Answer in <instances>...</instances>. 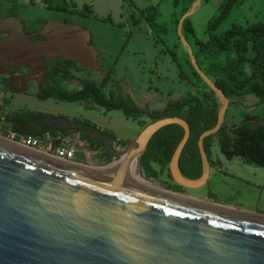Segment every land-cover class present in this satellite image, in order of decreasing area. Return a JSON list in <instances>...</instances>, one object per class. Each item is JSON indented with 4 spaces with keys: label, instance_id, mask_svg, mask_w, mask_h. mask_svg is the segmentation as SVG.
<instances>
[{
    "label": "water",
    "instance_id": "water-1",
    "mask_svg": "<svg viewBox=\"0 0 264 264\" xmlns=\"http://www.w3.org/2000/svg\"><path fill=\"white\" fill-rule=\"evenodd\" d=\"M196 1L180 20L178 34L193 68L222 102L216 127L199 139L203 175L193 180L181 172L191 129L178 117L149 124L122 151L114 150L113 135L103 134L109 139L106 159L119 160L97 167L108 168L101 172L0 139V264H264L263 216L132 180L137 171L131 169L132 160L137 158L140 168L139 158L156 134L178 125L184 136L169 165L174 183L197 190L209 182L211 163L204 141L219 133L231 100L202 71L183 34L185 21L200 4ZM39 35L43 39L33 41L19 20L0 18V54L39 71L43 63L63 60L105 75L84 27L49 21ZM42 122L52 129L76 124L54 116Z\"/></svg>",
    "mask_w": 264,
    "mask_h": 264
},
{
    "label": "rangeland",
    "instance_id": "rangeland-1",
    "mask_svg": "<svg viewBox=\"0 0 264 264\" xmlns=\"http://www.w3.org/2000/svg\"><path fill=\"white\" fill-rule=\"evenodd\" d=\"M47 3L50 0H46ZM75 2L86 18L56 16L41 6L43 0H0V18L14 17L20 21L28 36L39 33L45 21L57 20L80 25L91 34L90 45L98 52V63L105 75L84 70L67 69V76L58 79L56 76L45 78L44 83L61 84L70 90L81 88L85 80L102 81L108 76L115 81H122L123 92L131 96L140 107L149 106L151 109L162 110L171 99L186 97L190 86L182 79L189 76L204 90L210 87L197 79L191 68V58L188 49L181 42L178 34L179 22L188 13L196 0H71ZM226 0H200L199 6L183 26V34L187 39L193 54L198 53L202 61L204 73L214 80L215 65H224L228 58L236 56L235 46L229 51L210 57L211 52L218 50L213 39L230 30L233 26L247 27L250 24L264 22V0H244L235 6L226 16L223 23H217L221 14V5ZM62 7L67 0H52ZM69 5V4H68ZM70 6V5H69ZM93 10L90 14L84 7ZM155 7L157 14L153 20L148 19L146 8ZM53 8L57 9L56 5ZM60 9V7H59ZM185 13V14H186ZM214 27L207 32L209 23ZM45 23V24H44ZM190 24L196 34L185 28ZM204 44L206 48H201ZM253 49L246 53V61L242 67V79L252 75ZM60 67V62L59 65ZM35 70V69H34ZM50 71V68L48 69ZM39 71V70H37ZM42 71V70H41ZM54 75V74H53ZM110 85V86H109ZM106 91L109 93L112 85ZM33 94L36 87L32 86ZM5 96L0 93V135L7 138L6 121L4 116L15 111L31 110L49 113L67 118L81 117L95 124L98 129L117 138L118 151L125 149L127 142L139 136L151 121L142 117L136 121L128 119L120 111L106 112L91 101L83 104H69L55 100H40L29 95ZM9 99L10 103H4ZM233 100L243 101L246 108L231 104L225 116V122L230 129L243 124L252 126L264 125V106L257 108L260 98L257 95H247ZM84 133V132H82ZM86 140V139H85ZM116 150V149H115ZM140 159V158H139ZM97 167L108 164L102 157L94 159ZM119 158H113L117 162ZM211 174L209 182L201 189H178L184 196L194 200H206L235 210L264 217V168L245 163L241 158L228 160L221 153L217 140L211 149ZM111 162V163H112ZM110 164V163H109ZM158 172L160 166L153 165ZM93 167V166H90ZM139 173L153 185L164 189L166 183L177 186L168 176V171L160 173L158 178H147L141 169Z\"/></svg>",
    "mask_w": 264,
    "mask_h": 264
},
{
    "label": "trees",
    "instance_id": "trees-1",
    "mask_svg": "<svg viewBox=\"0 0 264 264\" xmlns=\"http://www.w3.org/2000/svg\"><path fill=\"white\" fill-rule=\"evenodd\" d=\"M240 1L243 2L244 0H226L221 5V14L217 18V23H223L226 16H228ZM85 9L90 14L94 13L89 6H85ZM146 11L148 12V19L153 20L157 14V9L155 7H148ZM213 25H215L214 22L209 23L207 32L214 27ZM185 28L196 37L190 24H186ZM262 37H264V22L250 24L245 28L235 25L230 30L219 35L216 39H213L214 44L218 46V50L211 52L209 54L210 57L216 54H222L224 51H229L232 45L235 46L236 56L228 58L224 65H215V78L214 80L211 79L231 100V104L246 108L244 103L233 100V98L238 99L253 94L260 98L256 107L260 108L264 106V67L258 62L260 51L256 46V43ZM198 43L201 44L199 41ZM201 45H203L201 48L204 51L206 45ZM250 49H253L255 52V56L252 58V75L248 79H242V67L247 58L246 53ZM195 57L198 65L202 69V61L198 53L195 54ZM60 63L63 65L60 69L51 66L49 63L46 64L49 68L50 66L53 67V69H50L52 73H61V76H56L58 79H64L67 76V69L84 70L91 73L75 62L60 60ZM191 68L194 76L200 81H203L193 68L192 63ZM202 71L204 72L203 69ZM107 75L99 82L85 80L82 82L81 88L77 90L67 89L61 84H49L44 87L42 93H37L36 97L40 100L52 99L69 104H83L91 101L98 107L103 108L106 112L120 111L126 118L134 121L142 117H146L151 123L171 117H178L185 120L190 126L191 135L180 159V169L188 179H199L203 175V163L198 145L199 139L203 133L216 127L222 104L220 98L211 89H202L189 76L181 73L182 79L190 86V92L186 97L169 100L162 110L151 109L149 106L142 108L131 96L123 92L122 81L113 82L110 78V73ZM109 84L112 85V89L108 93L106 89ZM4 103L9 104L10 100L5 99ZM5 117L7 130L11 129L14 132L27 136L39 137L46 132L61 130H52L44 127L42 120L47 115L36 111H15L7 114ZM74 119L81 120L82 118L74 117ZM30 121L38 122L40 126H43V129L40 131H31L23 127ZM84 122L90 125L92 124L89 120H84ZM183 136L184 130L178 125L167 126L156 134L148 150L139 159L141 169L147 178H158L160 173L167 170L169 178L173 180L169 171V165ZM83 138L87 139L88 137L83 135ZM216 140L221 153L226 159L231 161L235 158H241L247 164L264 168V125L252 126L243 124L235 129H230L225 122L219 133L207 137L204 141V148L212 167L214 163L211 161V149ZM112 160L113 158H107L106 163L109 164ZM154 164L160 166V172L156 170L153 166ZM165 186L164 189L178 193L180 191L178 189H182L170 183H166Z\"/></svg>",
    "mask_w": 264,
    "mask_h": 264
},
{
    "label": "flooded vegetation",
    "instance_id": "flooded-vegetation-1",
    "mask_svg": "<svg viewBox=\"0 0 264 264\" xmlns=\"http://www.w3.org/2000/svg\"><path fill=\"white\" fill-rule=\"evenodd\" d=\"M49 1V0H48ZM44 4H41V6H46L52 13L56 16L55 18H59L62 16V18L66 17H73L75 19L85 17L84 14H82L81 10L78 8V6L75 2L71 0H67V2L61 7L59 3L55 4L50 0V2L47 3L46 0H43ZM70 6H69V5ZM53 5H56L57 9L53 8ZM60 7V9H59ZM85 8V7H84ZM52 21H57V20H52ZM49 22V21H48ZM60 22H67L65 21H60ZM45 23H47L45 21ZM44 23V24H45ZM24 29V27H23ZM26 33V32H25ZM40 33V32H39ZM37 33L36 35H31V39L33 41H40L43 38ZM6 55L0 54V93L2 95H6L7 93H11L12 95H19V94H26L29 95L28 98H33V96H36L37 93H42L44 87L49 85V83H44L45 78L49 76H55L54 73L49 71V66L47 67L46 64H50L53 67L57 68H62V64L60 63V67L58 66V62H46L42 64L43 70L42 71H37L34 69H29L26 66L21 65L19 59H7L5 57ZM58 63V64H57ZM50 66V69H53V67ZM54 74V75H53ZM39 84L42 85L41 92H40V87ZM32 86L36 87V92L35 94L34 91L32 90ZM10 96V97H11ZM31 111V110H30ZM47 116H54V117H63L59 115H52L49 113H44ZM6 118V117H5ZM76 124L75 125H67L66 127H61V131L64 133L70 132V133H78L84 132L83 134L87 135L91 140H94L95 146L98 148L104 149L106 152L107 146L109 139L107 137H104L103 134H109L105 131H102L101 129H98L93 123L87 124L84 122V119L81 120H75L74 117L71 118ZM6 121V119H5ZM43 123V122H42ZM44 127H48L49 129H52L49 125L44 124ZM28 130L31 131H40L43 129V126H40L38 122L36 121H30L27 125H24ZM55 130V129H52ZM1 136V135H0Z\"/></svg>",
    "mask_w": 264,
    "mask_h": 264
},
{
    "label": "built area",
    "instance_id": "built-area-1",
    "mask_svg": "<svg viewBox=\"0 0 264 264\" xmlns=\"http://www.w3.org/2000/svg\"><path fill=\"white\" fill-rule=\"evenodd\" d=\"M6 139L22 147L76 166L83 165V158L88 160L94 155L88 142L77 133L46 132L42 136L35 137L9 131Z\"/></svg>",
    "mask_w": 264,
    "mask_h": 264
},
{
    "label": "crops",
    "instance_id": "crops-1",
    "mask_svg": "<svg viewBox=\"0 0 264 264\" xmlns=\"http://www.w3.org/2000/svg\"><path fill=\"white\" fill-rule=\"evenodd\" d=\"M256 46H257V48H258V50L260 51V58H259V64L260 65H262L263 67H264V37H262V38H260L259 40H258V42L256 43ZM242 103H243V101H242ZM139 105V104H138ZM4 118H5V116H4ZM6 119V118H5ZM7 123V122H6ZM95 125V124H94ZM60 129V128H59ZM8 132L9 131H12L11 129H9V130H7ZM7 132V133H8ZM14 132V131H13ZM56 132H63V131H61V130H58V131H56ZM56 132H52V133H56ZM64 133V132H63ZM21 134V133H20ZM66 134H68V133H66ZM70 134H72V133H70ZM74 134V133H73ZM77 134H79L80 135V137L83 139V140H85L86 138H83V135H85V134H81L80 132H78ZM111 135V134H110ZM85 136H87V135H85ZM114 136V135H113ZM88 137V136H87ZM114 138H115V142H114V150L116 149V151H118V149L116 148V142H117V138L114 136ZM86 141L88 142V144H89V146H90V149L92 150V152L94 153V155L92 156V157H90L88 160L86 159V158H83V162L84 163H82L83 165H80V166H88V167H90V166H93L94 167V165L96 164V162H95V158H101L102 157V161H106V152L104 151V149H103V147L102 148H98V147H96L94 144H95V142H94V140H91L89 137L86 139ZM91 164H94V165H91Z\"/></svg>",
    "mask_w": 264,
    "mask_h": 264
},
{
    "label": "bare ground",
    "instance_id": "bare-ground-1",
    "mask_svg": "<svg viewBox=\"0 0 264 264\" xmlns=\"http://www.w3.org/2000/svg\"><path fill=\"white\" fill-rule=\"evenodd\" d=\"M0 139H3V140H6L4 137L0 136ZM82 168H85V169H88V170H92V171H96V172H101V171H106L108 170V168H95V167H88V166H81ZM131 169H136L137 171L135 172L132 180H134L137 184H140L142 186H145V187H148V188H151V189H155V190H158V191H162V192H165L167 193L164 189H161L160 187H157L155 185H153L151 182L147 181L140 173V168H139V163H138V160L137 158H134L132 160V163H131ZM169 194H172L170 192H168ZM174 195V194H173ZM176 196H180V197H183V198H187V199H190V200H194V198H190L188 196H184V195H176ZM194 201H198V202H201V203H205V204H210V205H214V206H217L219 205V207H223V208H227V209H232V210H235L233 208H230V207H226V206H223V205H220V204H217V203H212V202H209V201H206V200H194ZM238 211V210H236Z\"/></svg>",
    "mask_w": 264,
    "mask_h": 264
}]
</instances>
